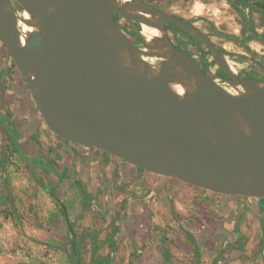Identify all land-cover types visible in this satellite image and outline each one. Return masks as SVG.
<instances>
[{
	"label": "water",
	"instance_id": "95a60500",
	"mask_svg": "<svg viewBox=\"0 0 264 264\" xmlns=\"http://www.w3.org/2000/svg\"><path fill=\"white\" fill-rule=\"evenodd\" d=\"M167 23L201 40L227 76L175 46ZM0 42L47 128L76 154L89 149L208 193L264 199V80L234 70L236 55L195 24L146 0H0Z\"/></svg>",
	"mask_w": 264,
	"mask_h": 264
},
{
	"label": "rangeland",
	"instance_id": "374dc122",
	"mask_svg": "<svg viewBox=\"0 0 264 264\" xmlns=\"http://www.w3.org/2000/svg\"><path fill=\"white\" fill-rule=\"evenodd\" d=\"M197 1L196 6L202 7L198 13L197 10L195 11L197 7H194L195 1L174 0L168 2L166 8L179 16L195 21L196 25L211 35L213 41L228 54L250 57V53L224 37L225 34H237L243 37L240 34L242 18L237 9L226 0ZM19 12L22 13V10L19 9ZM244 13H251L250 9L246 7ZM252 16L254 26L260 34H264V17L256 11L252 12ZM250 45L253 50L260 47L256 41L250 42ZM230 57L232 56L229 55L231 62H235L233 65L237 72L246 71L247 62ZM9 68L10 71L6 74L3 88L0 90V108L11 107L15 110L17 119L30 120L32 110L26 102V97L29 95L26 84L18 79L19 75L17 77L12 65ZM2 90L4 93L1 92ZM33 135L40 144L36 141L33 143L42 147L49 159L54 160L58 165H70L72 169L70 179L67 181V189L65 184L58 188L60 194L58 198L62 197L61 200L66 205L71 225L73 223L75 241L81 245L84 264L94 262L93 259L95 260L98 255L106 256L113 249L116 250L111 246L115 239L117 250L113 264H127V257L131 260L132 255L138 260L136 264H156L166 253L171 264H186L188 261L191 263V254L185 242L181 240L186 236L185 227L192 225L191 217L195 219L198 217L197 214L204 213L213 218H223L222 227L227 228L228 222L233 223V212L238 214L239 224L242 225L240 233L242 236L238 238V234L237 237H233L234 231H230L227 240L233 241L231 245L240 243L241 249L235 254L236 251L232 246L221 248L225 234L209 231L207 240L217 248L203 249L205 256L201 264H209L205 260L206 253L209 259L218 251L223 256L217 264H264V249H261V239L264 241V208L260 209L261 206L264 207V202L258 203L259 200L247 197L216 195L161 178L156 184L155 193L147 198L143 195L148 189L150 173L136 170L139 176H131L129 164L83 148L80 149L81 158L68 162L66 157L69 156V144L55 136L42 118L38 119L35 128L32 129L31 136ZM20 149L0 119V227L5 225L0 230V243L3 246L1 250L9 253V257H12L10 252L14 250L13 253L17 257L19 249L23 250L29 241L45 242L60 249L63 245L67 249L65 254L68 256L69 264H75L69 257L74 239L71 241L68 238V226L60 203L54 199L55 202L48 204L39 199L38 193L43 189L37 179L51 186L53 182L48 181L40 160L36 163L32 162L33 151H23L25 155L23 159ZM77 181L89 185L92 200L87 206L82 205L80 195L79 198L75 196L76 193L78 195ZM199 193H207L211 196L214 199L212 206ZM125 194L130 198L121 204L118 196ZM5 196L10 198V202L14 205L13 209L4 204ZM116 212L121 217L120 233L115 232ZM50 218L54 221L59 219V223L56 224L61 225L50 224L48 221ZM35 226L44 229V232L36 233L39 238L33 237L31 228ZM231 237L235 240H230ZM227 240L222 244H228ZM244 244L246 247L242 248Z\"/></svg>",
	"mask_w": 264,
	"mask_h": 264
},
{
	"label": "trees",
	"instance_id": "16d2710c",
	"mask_svg": "<svg viewBox=\"0 0 264 264\" xmlns=\"http://www.w3.org/2000/svg\"><path fill=\"white\" fill-rule=\"evenodd\" d=\"M233 6H235L237 9L240 7H243L242 5H248L249 4V0H229ZM257 6L259 7V10H261L264 13V0H260L257 3ZM253 9V7H252ZM241 14H243L240 11ZM252 21L250 18L246 19V25H251ZM251 33L248 36L244 35V32L242 31V36L240 37L237 34H225L224 37H226L228 40L236 43V44H240L241 46H244L245 50L250 51V48L247 45V42L251 39H255L257 37H259V33L253 28L251 27ZM1 47L4 51H0V90L3 88V82H4V78L6 76V74L10 71V68L8 66V62H11V65L13 66L14 70L16 71V73L19 75V78L26 84V88H27V92H28V97H26V102L28 107L30 108V110H32V119L30 120H19L17 119V116L15 114V110L13 108L10 107V109H1L0 108V119L1 121H3L4 126L7 128V131L10 133L11 137L13 138V140L15 141L16 144H18L19 148H21L19 151L22 154L21 156L23 157V159H25V155H23V153L27 150H31L33 151V157H32V162L36 163L38 162V160H40L42 162L41 164V168L44 169V171L47 174L48 177V181H52L53 185L51 186L50 184H47L45 181L41 180V179H37L38 184L43 187L46 191L48 192H52L53 194L57 195L58 197L60 196L59 193V187H61L65 182L67 183V181L70 179V175H71V168L67 165H58L54 160L49 159L47 157V154L45 151H43L42 147H40L38 144L39 141H37V139L35 138V136H31V131L33 128H35V124L36 122H38V119L42 118L41 114L35 104V102L32 99V96L30 94V90L29 87L25 81V79L22 77L20 71L18 70L16 64L14 63V61L11 59L10 54L6 48V46L1 43ZM3 92V90L1 91ZM4 93V92H3ZM34 141H36L37 143H33ZM36 144V145H35ZM69 144V143H68ZM22 150V151H21ZM24 151V152H23ZM78 154H76L74 152V150H72L71 148L69 149V158L74 159L76 157L81 156V151L80 149H77ZM131 168V176H139V174L136 173V170L140 171L142 169L136 168L134 166L129 165ZM70 168V169H69ZM134 168V170H133ZM144 171V170H143ZM158 180L160 181L161 179L155 175H150V180H149V184H148V189L147 192L143 195L144 197H149L152 194L155 193V187L157 186L156 184H158ZM68 185V184H65ZM78 185V191H79V195L81 197V203L83 206H87L91 203V196L89 194V192L86 190V188L84 187V185L78 181L77 182ZM60 198V197H59ZM130 198V196H126L124 197L122 200H120L119 202L122 204L124 201H127ZM62 199V197H61ZM261 202H264V199H257ZM10 198H7V196L4 197V204H7L10 208H14V205L12 202H10ZM94 205V204H93ZM172 207L173 203H171ZM95 206V205H94ZM263 206L260 207L261 210H263ZM200 221V220H199ZM204 220L201 219V222H203ZM73 225V224H72ZM68 238L72 241L73 235L71 233V231H68ZM63 250L65 252H67V249L63 248ZM221 254V253H220ZM69 256L72 260V262H74L75 264H84L83 262V257H82V252H81V247H80V243L77 242L75 247H72L71 244V248L69 251ZM167 256V255H166ZM109 257H102V256H98L95 260H94V264H111L109 261ZM220 258V257H219ZM168 260V258H166ZM171 264V263H169Z\"/></svg>",
	"mask_w": 264,
	"mask_h": 264
},
{
	"label": "crops",
	"instance_id": "0c3cea01",
	"mask_svg": "<svg viewBox=\"0 0 264 264\" xmlns=\"http://www.w3.org/2000/svg\"><path fill=\"white\" fill-rule=\"evenodd\" d=\"M197 2L198 1L196 0L194 7H196V3ZM0 51H4L2 49V47H1V44H0ZM0 62H1V59H0ZM10 65H11V62H8V66H10ZM17 77H18V74H17ZM18 79H19V77H18ZM23 90H24V87H23ZM81 157L82 156H79V157H76L74 159L76 160V159L81 158ZM66 158L68 159L67 160L68 162L73 160V159L69 158V156H67ZM69 167H70V165H69ZM80 182L83 184L82 181H80ZM63 183L64 184H68V182L67 183L63 182ZM69 186H70V182H69ZM65 187L67 189L68 185H65ZM77 187H78V185H77ZM84 187L89 192V190H90V188H88L89 185L88 184L84 185ZM41 188L43 190L39 191L38 194H39V199L42 202H47L48 204H52L53 202H55L54 199L57 200V198H58L57 195L53 194L52 192L46 191L43 187H41ZM77 192H78V195L76 193L75 196L76 197L78 196V198H79V191H77ZM199 194L201 195V197L202 196L205 197L207 203H209V205L212 206V203H213L214 199L211 196L207 195V193H199ZM120 195L118 196L119 201L122 200L124 197H126L127 194H125V196H121V197H120ZM80 199H81V197H80ZM260 202L261 201H258V203H260ZM62 212H63V209H62ZM63 214H64V212H63ZM67 214H68V212H67ZM237 215L238 214H235L234 212L232 213V221H233L232 224H230L229 222L228 223L226 222L227 223L226 226H227L228 229L225 228V227H222L223 226L222 224H224L223 218H213V217H210L209 214H204V213H201V215L197 214L198 217L195 218V219L191 217L192 225L190 227L189 226L188 227L184 226L185 228H187L186 236H183L181 238V240H183L185 242L184 244H185V246H187L188 252H190V254H191L190 257H191V260L193 261V264H201L202 263V258H203V256H205V254H203V253H205L203 249H205V248H207V249H210V248L211 249H215L214 247H216V246H214V244L212 242L209 243L208 240H207L208 236H209L207 233L209 231L211 233L215 232V231L224 233L225 234L224 235L225 236L224 237L225 240H222L220 247L221 248L225 247V249H226L227 247L232 246L234 251H236L235 254L238 253V250L241 249L240 248L241 246L239 245L240 243H236V244L232 243V245H231V242H233V241L228 242L229 240H227L229 238L230 231H234L233 234H235V235H232L233 237H237L238 234H239L238 238H240V236H242L240 234L242 232V225L239 224L240 220L238 219ZM64 217H65V215H64ZM120 218H121L120 214L118 212H116L115 216H114V221L116 222V230H115L116 233L117 232L120 233V230H121L120 229L121 228ZM201 219H203L204 221L201 222ZM56 220L54 221L51 218L48 219L50 224H55L57 226L61 225V224H56V223H59V219H56ZM65 221H66V219H65ZM4 226H5L4 224L1 225L0 230ZM31 231L33 232V237L34 238H39V237H37L36 233L44 232V229L43 228L39 229L38 226L37 227L35 226V227L31 228ZM68 231H69V228H67V232ZM163 238H165V237H163ZM238 238H237L236 241H238ZM226 240H227L228 244H225V243L222 244ZM230 240H235V238L231 237ZM261 241H262L261 242L262 243L261 249H264V241H263V239H261ZM111 246H112V248H116V250H117L116 239L113 240ZM61 247H62V249L55 248L53 245H49L48 243H45V242L35 243L34 241H29L27 243L26 247L23 250L19 249V251H18L19 253H17V257H15V254L13 253L14 250H13V252H10L12 257H9V253L7 254L6 251L4 252V250H1V249H3V246L0 243V264H69L68 256H67V254H65V251L63 250L64 246L62 245ZM194 247H196V248H194ZM243 247L245 248L246 245L244 244L242 246V248ZM116 250L113 249L106 256H104L102 253H101L102 255H98V256H102V257H105V258L110 256L109 257V260H110L109 262L111 264H113L114 263V259H115V255H116ZM226 252H228V251H226ZM95 255H96V253H95ZM163 255H164V258L163 259H158V262L156 264H169L170 263V260L166 259V258H168L167 257L168 254L166 253V254H163ZM207 255H208V253H206L205 260H206V263L208 262L209 264H217L218 263L217 261L223 256V254H220L219 251L214 256L210 257L209 259H208ZM98 256H96V257H98ZM255 256H257V255H255ZM133 257L134 256L132 255V259L131 260L127 257V262L129 264H136L138 262V260H135ZM93 261H94V259H93ZM192 261H191V263H189V261H188L186 264H192ZM90 264H94V263L91 262Z\"/></svg>",
	"mask_w": 264,
	"mask_h": 264
},
{
	"label": "flooded vegetation",
	"instance_id": "af4514ba",
	"mask_svg": "<svg viewBox=\"0 0 264 264\" xmlns=\"http://www.w3.org/2000/svg\"><path fill=\"white\" fill-rule=\"evenodd\" d=\"M146 1L149 4L155 6L159 9H162L168 13H171L175 16H178V17L196 25L195 21L188 19V18H185L183 16H179L176 13H173L166 8L167 3L172 2L174 0H164V1L155 0V2H154V0H146ZM187 1L193 2L196 0H187ZM226 1L229 2L230 4H232L229 0H226ZM258 1H260V0H255V1L249 0L248 5H242L243 7H240L238 9L232 5L234 8L237 9L238 14L242 18V21H241L242 28H241V33H240L241 35H242V31L244 32L245 36L250 35L251 27H253L259 33L258 29L254 26V20H253V16H252V12L256 11V12H259L264 17V13L261 10H259V7L257 6ZM246 7L250 9L251 13H248V14L244 13V9H246ZM252 7H253V9H252ZM240 11L243 14H241ZM247 18L251 19V21H252L251 25H246V19ZM116 21L127 32H129L130 34H133V35H137L134 27L127 20H125L123 17L118 15L116 18ZM166 26H167V30H168L169 36H170L173 44L175 46H177L178 48L186 51L191 57H193L198 62V64L200 65V67L204 71L213 72V73H217V74H220L223 76H227L226 73L218 67V65H217L215 59L213 58V56L211 55L210 51L207 49V47L205 46V44L201 40H199L198 38L189 34L188 32L182 30L181 28H179L178 26H176L173 23H167ZM198 28H200V27H198ZM206 34L209 35L208 33H206ZM209 36L211 37V35H209ZM263 38H264V34L259 33V37L249 40L247 42V45L250 48V51L245 50L244 46H241L240 44H238L241 48L244 49V51H246L247 53H250V57L245 56V55H237V54H234V55H236L235 57H233V56L230 57V58H233L234 60L244 61V62L248 63V67H247L246 71H240L239 72L244 77L255 78L258 80H264V74L259 69H257L248 60V58L254 59L264 67V39ZM252 41H256L258 44H260L259 48H261V49L256 48L255 50H253L251 48V45H250V42H252ZM231 63L233 64L235 62L232 61ZM69 147H70V144H69Z\"/></svg>",
	"mask_w": 264,
	"mask_h": 264
},
{
	"label": "bare ground",
	"instance_id": "6f19581e",
	"mask_svg": "<svg viewBox=\"0 0 264 264\" xmlns=\"http://www.w3.org/2000/svg\"><path fill=\"white\" fill-rule=\"evenodd\" d=\"M197 7V6H196ZM201 6L199 5L196 9H195V11L198 13V12H200L201 11ZM24 16H27L26 14H23ZM20 25L23 27V30L24 31H29L31 28L28 26V25H25V24H23L22 22H20ZM142 32H143V34L145 35V36H147V37H152V36H154V35H156V32H155V30H153V29H151V28H149L148 26H144L143 27V29H142ZM233 69L235 70V67L233 66Z\"/></svg>",
	"mask_w": 264,
	"mask_h": 264
}]
</instances>
